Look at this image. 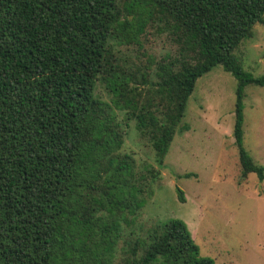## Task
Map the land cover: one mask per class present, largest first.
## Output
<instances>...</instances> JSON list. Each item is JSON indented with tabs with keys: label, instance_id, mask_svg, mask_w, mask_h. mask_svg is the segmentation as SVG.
<instances>
[{
	"label": "trees",
	"instance_id": "16d2710c",
	"mask_svg": "<svg viewBox=\"0 0 264 264\" xmlns=\"http://www.w3.org/2000/svg\"><path fill=\"white\" fill-rule=\"evenodd\" d=\"M258 23L264 0H0V264H215L183 219L130 229L197 80L218 64L238 82L243 173L264 180L243 142L245 88L264 76L236 54ZM154 28L172 50L138 63L123 48ZM131 121L158 168L123 151Z\"/></svg>",
	"mask_w": 264,
	"mask_h": 264
},
{
	"label": "rangeland",
	"instance_id": "374dc122",
	"mask_svg": "<svg viewBox=\"0 0 264 264\" xmlns=\"http://www.w3.org/2000/svg\"><path fill=\"white\" fill-rule=\"evenodd\" d=\"M152 31L146 42L143 38L142 48H123L138 63L152 59L155 64L172 50L165 34ZM236 54L246 72L264 76V27L260 23ZM237 84L236 76L221 64L197 80L180 130L153 184L154 196L131 226L135 235L145 236L157 223L180 218L188 224L200 255L215 264H264V180L256 173L245 175L240 164L234 136ZM97 92L110 100L103 84ZM243 101L244 146L264 166V86L249 84ZM130 124L123 151L139 163L158 168L148 139L136 130L134 121ZM179 189L185 201L180 200Z\"/></svg>",
	"mask_w": 264,
	"mask_h": 264
}]
</instances>
